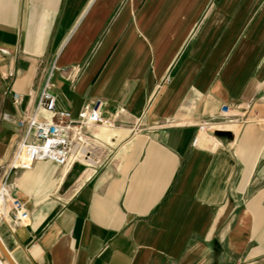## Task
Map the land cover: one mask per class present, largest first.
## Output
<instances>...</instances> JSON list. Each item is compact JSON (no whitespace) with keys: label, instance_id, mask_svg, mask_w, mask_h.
I'll return each mask as SVG.
<instances>
[{"label":"crops","instance_id":"0c3cea01","mask_svg":"<svg viewBox=\"0 0 264 264\" xmlns=\"http://www.w3.org/2000/svg\"><path fill=\"white\" fill-rule=\"evenodd\" d=\"M46 82L117 126L84 129L88 167L9 174L16 264H264V122L237 120L264 117V0H0V180Z\"/></svg>","mask_w":264,"mask_h":264},{"label":"built area","instance_id":"2783aa9c","mask_svg":"<svg viewBox=\"0 0 264 264\" xmlns=\"http://www.w3.org/2000/svg\"><path fill=\"white\" fill-rule=\"evenodd\" d=\"M104 102L93 100L77 118H73L69 111L58 109L55 106V96L46 82L40 92L36 110L25 113L16 121L22 130L20 139L8 164L6 175L0 180V193L2 197V212L12 209L11 225H25L29 221V212L25 203L11 194L9 188V174L13 170L29 169L37 160H51L63 167H70L74 163L90 166L87 147L91 143L84 129L89 126H101L113 129L117 126L116 115L112 117L103 115ZM120 110H122L120 108ZM222 115H228L226 105L221 108ZM251 109L243 110L237 115L239 123L252 122L261 124L264 117L253 113L249 118ZM208 128L207 123H201L198 131ZM197 136L193 143L196 142Z\"/></svg>","mask_w":264,"mask_h":264},{"label":"water","instance_id":"95a60500","mask_svg":"<svg viewBox=\"0 0 264 264\" xmlns=\"http://www.w3.org/2000/svg\"><path fill=\"white\" fill-rule=\"evenodd\" d=\"M0 252L4 256V258L6 259L8 264H16L14 262V260L12 259V257L10 256V254L8 253V251L6 250V248L4 247L1 240H0Z\"/></svg>","mask_w":264,"mask_h":264},{"label":"bare ground","instance_id":"6f19581e","mask_svg":"<svg viewBox=\"0 0 264 264\" xmlns=\"http://www.w3.org/2000/svg\"><path fill=\"white\" fill-rule=\"evenodd\" d=\"M1 212H2V197H1V193H0V215H1ZM0 254H1V252H0ZM0 264H3V262L1 260H0Z\"/></svg>","mask_w":264,"mask_h":264},{"label":"rangeland","instance_id":"374dc122","mask_svg":"<svg viewBox=\"0 0 264 264\" xmlns=\"http://www.w3.org/2000/svg\"><path fill=\"white\" fill-rule=\"evenodd\" d=\"M86 167H88V166H86ZM1 254H0V260L3 262V264H8L7 261H6V259L4 258V256L1 255Z\"/></svg>","mask_w":264,"mask_h":264}]
</instances>
